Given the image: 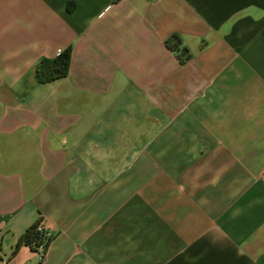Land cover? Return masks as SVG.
I'll return each mask as SVG.
<instances>
[{
  "label": "crops",
  "instance_id": "1",
  "mask_svg": "<svg viewBox=\"0 0 264 264\" xmlns=\"http://www.w3.org/2000/svg\"><path fill=\"white\" fill-rule=\"evenodd\" d=\"M68 1L0 0V264H264V0Z\"/></svg>",
  "mask_w": 264,
  "mask_h": 264
},
{
  "label": "trees",
  "instance_id": "2",
  "mask_svg": "<svg viewBox=\"0 0 264 264\" xmlns=\"http://www.w3.org/2000/svg\"><path fill=\"white\" fill-rule=\"evenodd\" d=\"M74 0L67 2V8L69 11L74 9ZM167 44L171 50H173L180 61H185L189 57L187 49L181 47L180 39L177 36H173L167 41ZM70 60V48H65L58 52L53 58H42L35 67L34 73L38 82L50 81L66 75L68 71ZM39 221L28 226L22 235L20 236L16 247L19 244H26L30 248L37 251V246L42 242V234L38 229ZM50 241L52 238L49 239ZM49 245V244H48Z\"/></svg>",
  "mask_w": 264,
  "mask_h": 264
},
{
  "label": "built area",
  "instance_id": "3",
  "mask_svg": "<svg viewBox=\"0 0 264 264\" xmlns=\"http://www.w3.org/2000/svg\"><path fill=\"white\" fill-rule=\"evenodd\" d=\"M61 51V50H60ZM38 229L41 231L42 234V242L39 243L37 246V252L40 254L41 257L44 256L46 253L48 244L50 243V238H52L53 234L52 232L44 225L43 221H39Z\"/></svg>",
  "mask_w": 264,
  "mask_h": 264
}]
</instances>
